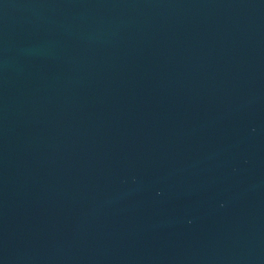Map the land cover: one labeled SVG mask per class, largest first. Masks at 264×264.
I'll return each instance as SVG.
<instances>
[{
    "label": "water",
    "instance_id": "1",
    "mask_svg": "<svg viewBox=\"0 0 264 264\" xmlns=\"http://www.w3.org/2000/svg\"><path fill=\"white\" fill-rule=\"evenodd\" d=\"M0 264H264V0H0Z\"/></svg>",
    "mask_w": 264,
    "mask_h": 264
}]
</instances>
